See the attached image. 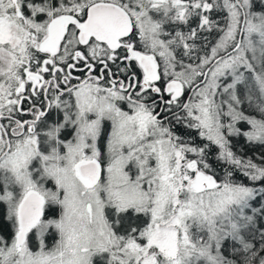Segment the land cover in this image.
<instances>
[{
	"label": "snow or ice",
	"instance_id": "1",
	"mask_svg": "<svg viewBox=\"0 0 264 264\" xmlns=\"http://www.w3.org/2000/svg\"><path fill=\"white\" fill-rule=\"evenodd\" d=\"M0 264H264V0H0Z\"/></svg>",
	"mask_w": 264,
	"mask_h": 264
}]
</instances>
